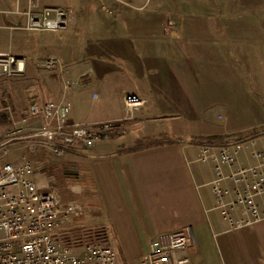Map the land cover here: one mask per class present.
Returning <instances> with one entry per match:
<instances>
[{
  "label": "rangeland",
  "instance_id": "1",
  "mask_svg": "<svg viewBox=\"0 0 264 264\" xmlns=\"http://www.w3.org/2000/svg\"><path fill=\"white\" fill-rule=\"evenodd\" d=\"M212 3L215 5L213 0H43V5L50 7H68L71 16L65 30L37 33L46 39L39 57L56 58L59 67L55 72H45L29 59V70L24 76L0 79V89L16 92L12 108L17 113L26 107L29 99L23 91L29 90L36 101L35 95L40 94L44 102L69 103L76 119L92 124L121 115L124 94L134 92L146 100L152 121L133 131V117L124 119L122 115L123 120L116 124L110 137L112 140L127 133L120 140L123 145H117L123 150L133 147L137 138L150 132L163 133L165 137L175 131L202 133L206 122L218 129L227 124L232 131L260 130L264 127V39L247 43L237 40L233 47L235 54L229 53V58L222 57L218 62L209 55L195 57L190 48L186 54L180 48L185 39H172L179 37L174 31L179 25L189 28L207 25L210 18L197 14L211 8ZM218 4L224 10L246 11L252 15L253 24H257L255 16L260 12L264 15V0H219ZM238 18L247 21L250 17ZM262 21L263 24L264 16ZM211 51L212 48L204 49V53ZM181 55L186 58L182 73L189 75L183 88L186 104L181 108L174 102L168 107L163 80L180 72L174 61H179ZM66 81L69 88H65ZM149 93L152 96L148 97ZM176 109L181 112H171ZM0 120L3 135L10 122ZM161 137L164 136L155 138ZM19 154L15 148L10 149L8 161L15 162ZM62 156L37 155L49 169L48 176H42L41 180H50L64 202L87 200L89 196L79 191L71 194L76 181L73 164L62 161ZM88 213L72 223L71 228L98 230L96 224H90Z\"/></svg>",
  "mask_w": 264,
  "mask_h": 264
},
{
  "label": "crops",
  "instance_id": "2",
  "mask_svg": "<svg viewBox=\"0 0 264 264\" xmlns=\"http://www.w3.org/2000/svg\"><path fill=\"white\" fill-rule=\"evenodd\" d=\"M213 1L215 5L212 3L211 8L197 14L210 18L207 25L191 28L179 25L174 29L179 37L172 39H185L180 47L184 48V53L188 54L187 48H190L195 57L209 55L218 62L222 57L229 58V53L235 54L233 47L237 40L252 42L264 39V15L261 12L254 18L257 24H253L252 15L246 11H233L231 8L224 10L220 8L219 0ZM48 8L69 10L68 7L43 5V0H0V52L24 58L27 63L26 71L29 70V59L35 62L37 58H41L40 50L46 45V39L37 35L39 32L24 29L27 19L24 13L30 9L33 15H39ZM16 10L20 14H16ZM239 16L250 18L245 21L240 20ZM210 48V53H204V49ZM32 53L30 57L29 54ZM183 55L179 61H174L180 72L176 71L163 80L168 107H172L174 102L175 106L180 104L181 108L186 104L183 88L189 75L182 73L181 67L186 59ZM23 92L25 95L30 91ZM8 94L12 104L16 92L11 94L9 91ZM125 94L138 97L134 92ZM37 95V102H44L40 99V94ZM141 100L142 106L132 116L133 131L146 127L152 121L148 112L150 107L146 106L145 99ZM171 112L181 111L176 109ZM122 115H125L124 108L121 115L101 121L120 120ZM69 119L87 122L76 119L72 110ZM180 128L185 130L181 126ZM263 128L232 131L227 124L218 129L206 122L202 133L175 131L165 137L163 133L150 132L137 138L135 143L146 138L156 139L157 136H164L163 138L173 143L135 153H125L122 148L117 147L123 145L120 140L127 134L122 133L112 140L110 137L109 140L97 142L92 149L78 146L74 152L64 154L66 157L62 156V161L73 164L76 180L74 188L77 189H70L71 194L79 191L81 195H88V199L95 197V208L88 210L90 224H96L103 231L108 244L117 253L119 264H147L146 256L150 251L151 241L160 234L176 231H187L191 237L190 247L182 254L189 259L188 264H264V221L239 229L230 227L227 219L216 208L211 190V182L215 179L214 166L197 160L200 145L195 140L209 136H247L261 132ZM246 156L247 153L243 152L240 161H244ZM231 170L228 167L222 168L224 175H228ZM46 171L49 173V169ZM221 186L228 191L225 202H230L231 181L224 180ZM230 214L234 218L239 216L236 209L230 210Z\"/></svg>",
  "mask_w": 264,
  "mask_h": 264
},
{
  "label": "built area",
  "instance_id": "3",
  "mask_svg": "<svg viewBox=\"0 0 264 264\" xmlns=\"http://www.w3.org/2000/svg\"><path fill=\"white\" fill-rule=\"evenodd\" d=\"M15 13L20 14L19 10ZM24 14V29L30 32L65 30L71 18L68 10L58 8L44 9L39 15L29 9ZM34 64L49 73L59 67L53 57L37 58ZM25 72L24 58L0 52V79H18ZM69 87L66 81L65 88ZM27 97L26 107L17 113L8 90L0 89V119L10 122L5 134L0 132V264H119L101 229L71 228L95 208V197L62 201L50 180H41L49 173L37 155L55 158L74 152L78 146L92 149L97 142L109 140L111 131L123 119L99 124L70 121L69 103H40L31 92ZM122 101L124 119L143 104L134 94H125ZM12 148L20 153L16 162L8 161ZM243 152L247 156L240 161ZM196 158L214 166L211 190L216 208L232 229L264 221V130L222 145L202 144ZM223 167L232 170L224 175ZM224 180L232 183L230 202H225L228 191L221 186ZM233 209L239 212L238 218L230 214ZM190 245L187 231L160 234L150 243L146 263L188 264L189 259L182 254Z\"/></svg>",
  "mask_w": 264,
  "mask_h": 264
},
{
  "label": "trees",
  "instance_id": "4",
  "mask_svg": "<svg viewBox=\"0 0 264 264\" xmlns=\"http://www.w3.org/2000/svg\"><path fill=\"white\" fill-rule=\"evenodd\" d=\"M254 133H257V132H254ZM247 136H250V135H247ZM247 136H242V135L209 136V137L195 138V140L196 142H198L199 145H202V144L222 145L227 142L239 140ZM170 143H173V141L163 138V137L156 138V139L146 138V139L136 142L133 147L124 149V152L125 153H135V152L144 151L150 148H154V147H158V146H162V145L170 144Z\"/></svg>",
  "mask_w": 264,
  "mask_h": 264
}]
</instances>
